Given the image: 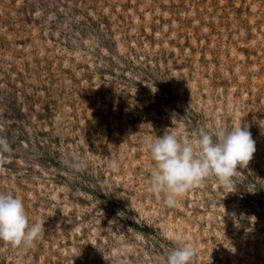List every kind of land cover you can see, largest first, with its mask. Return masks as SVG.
<instances>
[{
    "label": "rangeland",
    "instance_id": "1",
    "mask_svg": "<svg viewBox=\"0 0 264 264\" xmlns=\"http://www.w3.org/2000/svg\"><path fill=\"white\" fill-rule=\"evenodd\" d=\"M240 123L235 187L150 191L145 137ZM0 137V193L44 221L0 264H162L177 233L193 264H264V0H0Z\"/></svg>",
    "mask_w": 264,
    "mask_h": 264
},
{
    "label": "clouds",
    "instance_id": "2",
    "mask_svg": "<svg viewBox=\"0 0 264 264\" xmlns=\"http://www.w3.org/2000/svg\"><path fill=\"white\" fill-rule=\"evenodd\" d=\"M255 140L247 125L232 128L221 126L214 131L202 127L195 140L182 139L176 132L145 137L144 149L150 154L154 167L151 171L150 191L172 207L189 190L215 177L224 188L235 187L238 166L246 167L256 151ZM10 150L8 141L0 137V165L4 153ZM110 167L118 168L112 161ZM44 232V221H29L22 198L0 193V240L14 248H27L39 240ZM173 239L176 247L161 259L162 264H193L195 244L181 233Z\"/></svg>",
    "mask_w": 264,
    "mask_h": 264
}]
</instances>
